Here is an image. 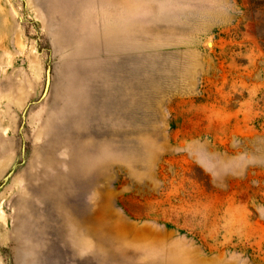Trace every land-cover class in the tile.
Here are the masks:
<instances>
[{
    "label": "rangeland",
    "instance_id": "obj_1",
    "mask_svg": "<svg viewBox=\"0 0 264 264\" xmlns=\"http://www.w3.org/2000/svg\"><path fill=\"white\" fill-rule=\"evenodd\" d=\"M0 264H264V0H0Z\"/></svg>",
    "mask_w": 264,
    "mask_h": 264
}]
</instances>
